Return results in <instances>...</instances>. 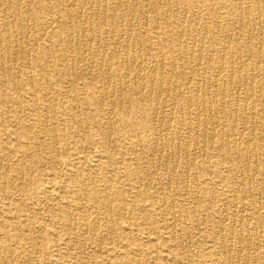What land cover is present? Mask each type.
Segmentation results:
<instances>
[{"label":"bare ground","instance_id":"bare-ground-1","mask_svg":"<svg viewBox=\"0 0 264 264\" xmlns=\"http://www.w3.org/2000/svg\"><path fill=\"white\" fill-rule=\"evenodd\" d=\"M0 159V264H264V0H0Z\"/></svg>","mask_w":264,"mask_h":264},{"label":"rangeland","instance_id":"rangeland-1","mask_svg":"<svg viewBox=\"0 0 264 264\" xmlns=\"http://www.w3.org/2000/svg\"><path fill=\"white\" fill-rule=\"evenodd\" d=\"M196 9V8H195ZM242 92H243V89H241L240 90V94L242 95ZM12 127L13 128H15L16 127V124L15 123H12ZM210 151V153H213V154H215L216 152L214 151V150H209ZM2 158V157H1ZM1 160V159H0ZM197 161H198V164H200V166H202V165H204V167H205V174H207V175H210L211 174V171H212V168L210 167V165L209 164H202V161H204V157L203 156H198V158H197ZM1 162L3 163V165H8L9 167H10V177H11V179H13L14 180V175H15V173H14V171H13V169H12V167H13V165H14V160H13V158L12 159H9V160H7V161H5V159L4 160H1ZM172 163V164H171ZM63 165V164H62ZM170 166H172V167H170V169L168 170V176L170 177V179H171V182H172V184H173V186H174V188H175V190L180 194V196L178 197V200H177V203L178 204H180V205H186V206H188L190 209H191V204H189V202H194L195 200H194V197H193V193H192V191L191 190H187V189H184V188H181V187H179V185H178V182H179V179H180V177L182 176V172H181V170H180V168L175 164V162L174 161H172V162H170ZM172 168V169H171ZM172 172V173H171ZM174 174V175H173ZM191 181H190V184H191V188L190 189H196L195 188V184H196V182H194L192 179H191V177L189 178ZM16 180V179H15ZM15 180H14V182H15ZM17 181V180H16ZM193 186V187H192ZM209 187H210V190H211V188L213 187L212 185H209ZM178 188V189H177ZM214 188L215 189H218L217 187H215V185H214ZM190 193H192V194H190ZM189 198V199H188ZM263 198V199H262ZM49 202H51V201H54V200H51V198H49V199H47ZM264 200V195L263 196H260L259 197V202H261V201H263ZM47 202V201H46ZM27 204H30L29 202H27ZM45 207V204L44 203H40V204H38L37 205V208H38V211H39V214H38V216H39V221L40 222H38V224H42V223H44L45 221H48L47 220V218H45V216H47L46 215V208H44ZM29 210H32L31 209V207H28L27 208V210L24 212V214L25 213H28V211ZM192 214H193V218L192 219H194L197 223L199 222V226H198V228H195L192 224H191V221L190 220H186V219H184V220H182V222H181V226H179V224L178 225H176V227H175V229H174V233H175V235H176V237H177V239H178V242H179V240H180V246H178V248H175L174 246H170V248H172V253L174 254V253H176L177 252V250L179 251L180 250V248L182 247V246H184V248L186 249V250H189L190 252H197L196 250H198V249H200V246H199V241H201V239H202V235H204V232H203V234H202V231H204V230H206V227H207V225L205 224V222L202 220V216H203V214L202 213H200V212H198V211H193L192 212ZM23 216H25V215H22V217ZM119 220V219H118ZM189 221V222H188ZM119 222H120V225L121 226H119V227H122V226H124V225H126L125 223H128L127 222V220H124V219H120L119 220ZM187 222V223H186ZM38 224H36L34 227H33V229H31V231L34 233V235H36V234H38V229H37V227H38ZM45 224V223H44ZM138 229V231H136L135 232V234H133L134 236H136V237H139L140 239L143 237V232L144 231H146V230H140L139 228H137ZM204 229V230H203ZM179 230V231H178ZM122 230H120V232H121ZM186 231H188L189 233H190V235H191V240H192V243H188L187 242V239L185 240L184 239V232H186ZM137 234V235H136ZM141 236V237H140ZM44 237H46V236H44ZM260 238L261 239H264V235H261L260 236ZM142 241L143 242H145V243H143V242H141L142 243V249L140 250V252H141V254H136L135 256H136V258H137V260H142V264H154L153 262H152V257H153V254H161L164 250H166L167 248H164V247H161V246H154V245H152V244H150V243H148V242H146V241H144L143 239H142ZM107 243L106 244H104L103 246V248H102V250H104L102 253L104 254V255H107V253L105 254V251H107V247H109V245L108 244H110V241H106ZM123 242L124 241H120L119 243H121V245H119V247L121 246L122 247V245H123ZM190 242V241H189ZM179 244V243H178ZM153 247L152 249L151 248H149V247ZM190 246V247H189ZM204 246L206 247V248H208V249H211L213 246H212V244L211 243H209V242H207V241H204ZM173 247H174V249H173ZM193 247H194V249H193ZM197 248V249H196ZM101 250V251H102ZM193 250V251H192ZM77 252H78V250L77 251H75V250H73V253L71 254L70 253V257L68 258V260H70V264H72V261H74L77 257H76V254H77ZM194 252V253H195ZM33 256L35 257V258H39V255H40V252L39 251H34L33 253ZM85 262L84 263H86V261L87 260H84ZM89 262V261H88ZM79 263V261H77V264ZM14 264H23V262H22V259H20V261H19V259H17V260H15L14 261ZM36 264H39V260H37L36 261ZM160 264H164L163 262H161ZM179 264V263H178ZM180 264H182V263H180Z\"/></svg>","mask_w":264,"mask_h":264}]
</instances>
